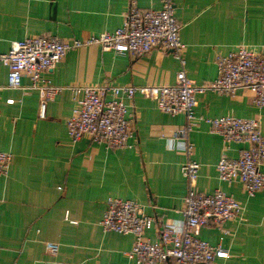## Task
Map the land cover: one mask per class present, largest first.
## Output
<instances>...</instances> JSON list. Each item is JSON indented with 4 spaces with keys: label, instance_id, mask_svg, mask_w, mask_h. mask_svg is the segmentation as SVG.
I'll use <instances>...</instances> for the list:
<instances>
[{
    "label": "crops",
    "instance_id": "1",
    "mask_svg": "<svg viewBox=\"0 0 264 264\" xmlns=\"http://www.w3.org/2000/svg\"><path fill=\"white\" fill-rule=\"evenodd\" d=\"M136 1L142 10L161 9L158 0ZM130 3L0 0V51L42 35L86 40L115 32ZM173 3L186 45L184 66L161 48L136 59L105 52L99 45L74 50L42 76V82L64 88L48 103L45 119L39 116L40 93L31 89L29 78H23L22 88H9V69L0 65V152L13 156L9 174L0 179V264H135L127 256L134 236L104 233L100 226L110 198L137 202L155 218L146 233L152 242H158L163 224L184 221L188 184L182 167L188 158L169 146V137L186 124L184 115L165 114L156 101L137 93L126 101L136 128L128 148L111 150L88 138L73 144L67 132L75 86H173L182 70L204 85L218 77L219 56L240 46L264 47V0ZM196 99L198 118L253 119L264 133V107L253 105L252 91L242 90L233 98L207 93ZM189 140L200 164L198 190L224 192L242 207L240 216L222 227L202 228L200 238L230 252L229 259L217 264H264V191L249 198L240 182L221 181L216 169L222 157L236 159L248 144L233 143L226 150L221 136L203 122ZM47 242L59 244L57 256L47 252Z\"/></svg>",
    "mask_w": 264,
    "mask_h": 264
},
{
    "label": "built area",
    "instance_id": "2",
    "mask_svg": "<svg viewBox=\"0 0 264 264\" xmlns=\"http://www.w3.org/2000/svg\"><path fill=\"white\" fill-rule=\"evenodd\" d=\"M159 10H142L136 0H131L121 28L86 40H63L54 35H42L13 42L10 51H0V65L9 69L8 87L22 88L24 77L31 81V89L40 93L41 119L47 117V106L64 88L50 81L42 82L43 74L51 72L72 51L99 45L105 52L140 58L156 48L173 53L182 66L186 45L181 41V25L175 16L173 0H158ZM218 77L207 84L198 85L186 76L184 70L177 74L176 84L161 87H109L75 86L71 88L75 108L67 120L70 141L76 144L83 138L106 148L124 149L134 138L135 118L126 101H132L137 93L157 102L161 112L172 116L184 115L186 124L169 137V146L183 150L187 161L182 167L188 184L185 197L184 221L163 224L158 242L146 237L155 218L145 213L137 202L110 198L100 226L104 233L132 235L135 244L127 253L135 264H217L227 260L230 252L222 246H212L200 238L201 229L217 228L240 216V203L224 192L214 194L200 192L197 188L200 164L193 159L194 147L190 133L200 122L210 127L211 133L221 136L226 150L230 145L248 144L240 150L236 159L222 157L216 169L219 179L232 184L240 182L245 194L254 198L264 191V133L260 123L231 115L208 118L197 117V95L216 93L235 97L242 90L253 92V105L264 107V47L261 51L240 46L226 56L218 57ZM9 103H13L10 100ZM13 156L0 152V179L9 174ZM46 250L53 256L59 254V244L47 242Z\"/></svg>",
    "mask_w": 264,
    "mask_h": 264
}]
</instances>
